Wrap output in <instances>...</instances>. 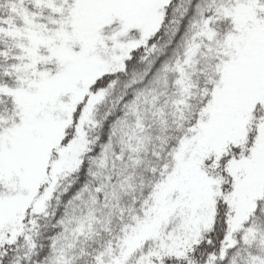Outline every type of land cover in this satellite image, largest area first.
<instances>
[{"label":"snow or ice","instance_id":"obj_1","mask_svg":"<svg viewBox=\"0 0 264 264\" xmlns=\"http://www.w3.org/2000/svg\"><path fill=\"white\" fill-rule=\"evenodd\" d=\"M0 264H264V0H0Z\"/></svg>","mask_w":264,"mask_h":264}]
</instances>
